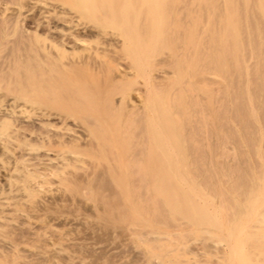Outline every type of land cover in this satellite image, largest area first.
Instances as JSON below:
<instances>
[{"label": "rangeland", "instance_id": "rangeland-1", "mask_svg": "<svg viewBox=\"0 0 264 264\" xmlns=\"http://www.w3.org/2000/svg\"><path fill=\"white\" fill-rule=\"evenodd\" d=\"M112 1L73 16L38 0H0V104L27 108L13 118L0 109V264H226L227 232L190 224L225 211L231 222L264 192V15L222 14L219 0L212 14L201 0H162L160 16L150 10L157 0ZM163 100L170 107L156 115L167 145L148 132L147 108ZM176 170L189 184L169 210L159 180ZM203 193L213 216L198 203Z\"/></svg>", "mask_w": 264, "mask_h": 264}, {"label": "bare ground", "instance_id": "bare-ground-1", "mask_svg": "<svg viewBox=\"0 0 264 264\" xmlns=\"http://www.w3.org/2000/svg\"><path fill=\"white\" fill-rule=\"evenodd\" d=\"M30 1V0H29ZM39 2H41V4L43 5V6H46V5H50V6H52V7H57V8H60V9H62V12L64 11V12H66V13H68V14H72L73 16H74V14H79V12L80 11H78L77 10V7H79L80 9H82L83 11H90V10H92L93 8H94V6L95 5H97L98 3H96L97 1H94V0H70L71 1V3H70V5H68L69 3H65V4H67V5H65V4H61V5H54V4H52V3H48V1H46V0H38ZM55 1V0H54ZM64 1V0H63ZM63 1H61L62 3H63ZM65 1H67V0H65ZM114 1H116V0H113L112 2L113 3H115ZM121 1V3L123 2L122 0H119V2ZM144 1V0H143ZM157 1H159L158 3H159V7L157 8V7H155V5L154 6H152L151 5V9L150 10H155V11H157V13L159 14V16H160V14H163V9H161V8H163L162 6L164 5V1H162V0H157ZM162 1V2H161ZM166 1V0H165ZM189 1H191L192 3L195 1H199V0H189ZM202 2H203V4H205V6H206V14H212V13H214V8H215V4H216V1L215 0H201ZM200 1V2H201ZM218 1V0H217ZM240 1H242V5L240 4V3H238V1L237 0H219V4L221 5L220 7H222L223 9H221L222 10V14H239V12L241 11V9L243 10V13L244 14H260V15H264V1L263 0H252V1H250V0H240ZM239 1V2H240ZM252 2L251 4H252V7H250L251 5L250 4H248V2ZM3 2V1H2ZM9 2V1H8ZM68 2V1H67ZM138 2H142V0L141 1H138ZM181 2V1H180ZM179 2V3H180ZM201 2V3H202ZM37 3V2H36ZM96 3V4H95ZM118 3V2H117ZM117 3H116V5H117ZM154 3H155V1H154ZM158 3H156V4H158ZM186 3V2H185ZM183 3L185 6H186V4L188 3ZM200 3V4H201ZM3 4V3H2ZM6 4V3H5ZM95 4V5H94ZM105 4H107V3H105ZM112 4V3H111ZM122 4H124V3H122ZM127 4H129V3H127ZM131 4V3H130ZM150 3H148L147 5H149ZM152 4V3H151ZM69 6V7H65V6ZM94 5V6H93ZM100 4H98V6H99ZM134 5V4H133ZM132 5V6H133ZM140 5H143V4H140ZM146 5V6H147ZM166 5V4H165ZM202 5V4H201ZM250 5V6H249ZM39 6V5H38ZM48 7V8H51V7ZM103 6V5H102ZM112 6V5H111ZM240 6H242V7H240ZM12 7V6H11ZM40 7V6H39ZM47 7V6H46ZM121 7V9L123 8V6H120ZM125 8H126V6H124ZM128 7V6H127ZM134 7V6H133ZM137 7V6H136ZM140 7H142V6H140ZM139 7V8H140ZM145 7V6H144ZM5 8H8L7 6L5 7ZM96 8H98V7H96ZM103 9H104V7H102ZM138 8V7H137ZM150 8V7H149ZM167 8V7H166ZM185 8V7H184ZM200 8V7H199ZM202 8V7H201ZM241 8V9H240ZM79 9V10H80ZM203 9V8H202ZM8 10V9H7ZM14 10V9H13ZM53 9L51 8V10L50 11H52ZM98 10H100V9H98ZM117 10V9H116ZM124 10V9H123ZM132 10V9H131ZM135 10V9H134ZM137 10V9H136ZM136 10L134 11V12H136ZM141 10H143V9H141ZM152 10V11H153ZM9 11H10V9H9ZM56 11V10H55ZM92 11H95V10H92ZM119 11V10H118ZM139 11V10H138ZM143 11H145V10H143ZM180 11V10H179ZM40 12H42V11H40ZM97 12V11H96ZM134 12H133V14H134ZM181 12V11H180ZM191 12V11H190ZM47 13H49V12H47ZM90 13V12H89ZM119 13H120V11H119ZM119 13H115V14H119ZM144 13V12H143ZM142 13V14H143ZM153 13V12H152ZM155 13V12H154ZM203 13V12H202ZM22 14V13H21ZM51 14V13H50ZM108 14V13H107ZM121 14V13H120ZM146 14V13H145ZM167 14V13H166ZM180 14H182V12L180 13ZM179 14V15H180ZM90 15V14H89ZM97 15V14H96ZM96 15H95V17H96ZM122 16H123V14H121ZM120 15V16H121ZM124 15H126V14H124ZM147 15H150V14H148L147 13ZM152 15V14H151ZM150 15V16H151ZM157 15V14H156ZM247 15V16H248ZM155 16V15H154ZM167 16V15H166ZM194 16V15H193ZM203 17H204V15H202ZM69 17V16H68ZM97 17H99V16H97ZM152 17V16H151ZM150 17V18H151ZM168 17V16H167ZM178 17H180V16H178ZM184 17H186L185 19H187V16H184ZM224 17V16H223ZM254 18H256L255 16H253ZM257 17H258V15H257ZM120 18V17H119ZM146 18V17H145ZM177 18V17H176ZM241 18V17H240ZM264 18V17H263ZM123 19H125V17L123 18ZM147 19V18H146ZM152 19V18H151ZM154 19V18H153ZM167 19V18H166ZM169 19V18H168ZM167 19V20H168ZM181 19V17L179 18V20ZM249 19V18H248ZM250 19H251V17H250ZM249 19V20H250ZM42 20V19H41ZM121 20V19H120ZM147 20H150V19H147ZM210 20V19H209ZM243 19H241V21H242ZM258 20V19H257ZM152 21V20H151ZM259 21H261V19L259 20ZM43 22V21H42ZM99 22V21H98ZM127 22V21H126ZM125 22V23H126ZM141 22V21H140ZM147 22V21H146ZM198 22H200V20L198 21ZM47 23H49V22H47ZM82 23V22H81ZM120 23H122V21L120 22ZM119 23V25H121ZM169 23V22H168ZM171 23V22H170ZM231 23V22H230ZM250 22L248 21V24H249ZM62 24V23H61ZM118 24V23H117ZM201 24V23H200ZM229 24V23H228ZM240 24H241V22H240ZM251 24V23H250ZM261 24V23H260ZM69 25V24H68ZM78 25V24H77ZM125 26H126V24H124ZM169 25V24H168ZM222 25H223V23H222ZM227 25V24H226ZM252 25V24H251ZM1 26V25H0ZM122 26V25H121ZM131 26V25H130ZM158 26H159V24H158ZM201 26V25H200ZM204 25H202V27H203ZM231 26V25H230ZM229 26V27H230ZM239 26V25H238ZM241 26H243V25H241ZM58 27V26H57ZM126 27H128V26H126ZM142 27V26H141ZM148 26H146L145 28H147ZM179 27V26H178ZM209 27H212V26H210V23H209ZM220 27V26H219ZM249 27V26H248ZM263 27V26H262ZM131 28H133L132 26H131ZM153 28H154V26H153ZM177 28V27H176ZM182 28V27H181ZM184 28V27H183ZM233 28V27H232ZM250 28H254V26L252 25V26H250ZM64 29V28H63ZM115 29V28H114ZM175 29V28H174ZM199 29V28H198ZM209 29V28H208ZM216 29V28H215ZM225 29V28H224ZM227 29H228V26H227ZM118 30V29H117ZM131 30V29H130ZM147 30V29H146ZM154 30V29H153ZM194 30V29H193ZM192 30V31H193ZM200 30V29H199ZM199 30H196V31H199ZM202 30V29H201ZM200 30V31H201ZM240 30H242V29H240ZM239 30V31H240ZM249 30V29H248ZM259 30V29H258ZM106 31V30H105ZM118 31H120V33L122 32V28H121V30L119 29ZM149 31H151V30H149ZM169 31V30H168ZM177 31V30H176ZM175 31V32H176ZM199 31V32H200ZM205 31V30H204ZM229 31H230V28H229ZM74 32V31H73ZM154 32V31H153ZM184 32V31H183ZM215 32V31H214ZM262 32H264V30L261 28V33ZM123 33V32H122ZM121 33V34H122ZM141 33V32H140ZM152 33V32H151ZM177 33H178V31H177ZM202 33V32H201ZM203 33H205V32H203ZM210 33V32H209ZM219 33H220V31H219ZM241 33V32H240ZM244 33H245V31H244ZM171 34V33H170ZM225 34H227V33H225ZM234 34V33H233ZM252 34V33H251ZM75 35V34H74ZM133 35V34H132ZM232 35V34H231ZM126 36V35H125ZM152 36V35H151ZM177 36H179V35H177ZM206 36H207V34H206ZM209 36V35H208ZM226 36V35H225ZM234 36H235V34H234ZM242 36H245V35H242ZM253 36H254V32H253ZM15 37V36H14ZM124 37V36H123ZM180 37V36H179ZM205 38V36H204V34L203 35H201V38ZM219 37H221V36H219ZM262 37H264V33H263V35H262ZM109 38V37H108ZM107 38V39H108ZM149 38V37H148ZM160 38V37H159ZM196 38V37H195ZM115 39V38H114ZM124 39H126V37L124 38ZM127 39H128V37H127ZM158 39V38H157ZM172 39V38H171ZM197 40H198V38H196ZM243 39H245V38H243ZM253 39H255V37H253ZM257 39V38H256ZM16 40V39H15ZM14 40V41H15ZM21 40V39H20ZM76 41H75V43H78V44H80L81 43V40L80 39H75ZM227 40V39H226ZM229 40V39H228ZM237 40V39H236ZM249 40V39H248ZM11 40H10V38H8L7 40H5V43H9ZM203 41L204 40H202V43H203ZM254 41V40H253ZM22 42V41H21ZM128 42V44H130L131 42L128 40L127 41ZM130 42V43H129ZM163 42H165V41H163ZM214 42H216V41H214ZM226 42V41H225ZM249 42H250V40H249ZM254 42H257V41H254ZM125 43V42H124ZM192 43V42H191ZM201 43V42H200ZM201 43V44H202ZM243 43H245V42H243ZM258 43V42H257ZM263 43H264V40H262V43H261V45H263ZM116 44V43H115ZM132 44V43H131ZM207 45V43H206V41L204 42V45ZM227 44L229 45V43L227 42ZM241 44V43H240ZM24 45H26V44H24ZM149 45V44H148ZM193 45V44H192ZM191 45V46H192ZM205 45V47H207ZM227 45V48L229 49V47H231V46H228ZM242 45V44H241ZM248 45V44H247ZM247 45H245V46H247ZM256 45V44H255ZM131 47H133L132 45H130ZM190 46V45H189ZM217 46V45H216ZM224 46H225V44H224ZM8 47V46H7ZM10 47V46H9ZM149 47H150V45H149ZM237 47V46H236ZM242 47V46H241ZM184 48V47H183ZM188 48V47H187ZM194 48V47H193ZM217 48V47H216ZM223 48H225V47H223ZM232 48V47H231ZM258 48V47H257ZM134 49V48H133ZM133 49H131L130 48V50H133ZM147 49V48H146ZM213 49V48H212ZM218 49V48H217ZM237 49V48H236ZM249 49H251V47L249 48ZM182 50V49H181ZM190 50V49H189ZM199 50V49H198ZM206 50H207V48H206ZM240 50V49H239ZM133 51H135V50H133ZM203 51H204V49H203ZM15 52V51H14ZM144 52V51H143ZM165 52V51H164ZM206 52H208V51H205V52H203V58H205V53ZM232 52H233V50H232ZM255 52H256V49H255ZM262 52V51H261ZM264 52V51H263ZM16 53V52H15ZM134 55H135V57H137L138 56V51L136 52L135 51V53L134 52H132ZM199 53H201V50H200V52ZM209 53V52H208ZM6 54V53H5ZM28 54V53H27ZM136 54H137V56H136ZM143 54V53H142ZM232 54V53H231ZM252 54V53H251ZM1 55V54H0ZM206 55H207V53H206ZM227 55V54H226ZM263 55H264V53H263ZM262 55V56H263ZM2 56V55H1ZM1 56H0V59H1ZM184 56H186L185 54H184ZM199 54H198V59L196 60V61H198L200 58H199ZM228 56H229V54H228ZM3 57V56H2ZM28 57V56H27ZM144 57V56H143ZM165 57V56H164ZM187 57V56H186ZM185 57V58H186ZM264 57V56H263ZM139 58V57H138ZM161 58V57H160ZM224 58V57H223ZM69 59V58H68ZM73 59V58H72ZM157 60V59H156ZM181 60V59H180ZM187 60V59H186ZM185 60V61H186ZM207 60V59H206ZM259 60V59H258ZM23 61V60H22ZM31 61V60H30ZM139 61V60H138ZM158 61V60H157ZM174 61V60H173ZM203 61H205V59H203ZM237 61H238V54H237ZM241 61V60H240ZM240 61H238V62H240ZM247 60L245 59V62H246ZM48 62V61H47ZM182 62V61H181ZM201 62V61H200ZM206 62H208V61H206ZM248 62H249V64L251 65L252 63H250V61L248 60ZM253 62V61H252ZM263 62V61H262ZM186 63V62H185ZM197 63V62H196ZM202 63V62H201ZM223 63V62H222ZM188 64V63H187ZM191 64V63H190ZM206 64V63H205ZM217 64V63H216ZM230 64V63H229ZM235 64H236V62H235ZM239 64V63H238ZM260 63H258V65H259ZM57 65V64H56ZM185 65V64H184ZM202 65V64H201ZM200 65V66H201ZM211 65V64H210ZM247 65V64H246ZM256 65V64H255ZM263 65V64H262ZM199 66V67H200ZM235 66V65H234ZM16 67V66H15ZM182 67V66H181ZM206 67V66H205ZM244 67H246V66H244ZM250 67V66H249ZM262 67V66H261ZM186 68V67H185ZM198 70H200L199 68H197ZM204 69H206V68H204ZM229 69V68H228ZM236 69V68H235ZM249 69V68H248ZM252 69H250V70H248V71H251ZM263 70V69H262ZM240 71V70H239ZM242 71V70H241ZM256 71V70H255ZM264 72V71H263ZM229 73V72H228ZM242 73V72H241ZM254 73V72H253ZM261 73V72H260ZM227 74V73H226ZM234 74V73H233ZM243 74V73H242ZM250 74H252V71H251V73ZM228 75V74H227ZM237 75V74H236ZM235 75V76H236ZM246 75H248V74H245V76ZM222 76V75H221ZM242 76V75H241ZM240 76V77H241ZM250 75H248V77H249ZM260 76V75H259ZM119 77V76H118ZM158 77V76H157ZM195 77V76H194ZM228 77V76H227ZM251 77H252V79L254 78V76H252L251 75ZM250 77V78H251ZM10 78H12V77H10ZM182 78V77H181ZM184 78V77H183ZM222 78H224V77H222ZM246 78V77H245ZM244 78V79H245ZM185 79V78H184ZM228 79V78H227ZM235 80V84H236V77L234 78ZM240 79H242V77L240 78ZM249 79V78H248ZM254 80V79H253ZM151 81V80H150ZM169 81V80H168ZM213 81V80H212ZM221 81V80H220ZM233 81V82H234ZM245 81H246V79H245ZM159 82V81H158ZM183 82V81H182ZM189 82V81H188ZM200 82V81H199ZM204 82V81H203ZM249 82L251 83V81H250V79H249ZM240 83H242L241 81H240ZM154 84V83H153ZM231 84V83H230ZM246 84H247V82H245V86H246ZM252 84V83H251ZM181 85V84H180ZM185 85V84H184ZM247 85H249V83L247 84ZM255 85V84H254ZM2 86V85H1ZM233 86V85H232ZM244 86V87H245ZM182 87V86H181ZM187 87H188V85H187ZM234 87H237V86H234ZM244 87H242V88H244ZM53 88V87H52ZM247 88H249V86H247ZM192 89H193V87H192ZM209 89V88H208ZM237 89V88H236ZM211 90V89H210ZM243 90V89H242ZM183 91L184 92H186V90H184V88H183ZM190 91V90H189ZM2 92V91H1ZM175 92V91H174ZM193 92V94H195L196 92H194V90L193 91H191V93ZM246 92L247 91H245V94H246ZM109 93V92H108ZM158 93V92H157ZM224 93V92H223ZM234 93H235V91H234ZM234 93H233V95H234ZM243 93V92H242ZM242 93H241V95H242ZM192 94V95H193ZM231 94V93H230ZM236 94V93H235ZM239 94V93H238ZM69 95V94H68ZM149 95V94H148ZM147 95V96H148ZM244 95V94H243ZM172 96H173V94H172ZM193 96H196V95H193ZM221 96V95H220ZM236 96V95H235ZM248 97V92H247V95H246V98ZM127 98V97H126ZM225 98V97H224ZM243 98H244V96H243ZM245 98V99H246ZM146 99V104H147V102L149 101H147V99L148 98H145ZM149 99H150V97H149ZM170 99V98H169ZM168 99V100H169ZM174 99V98H173ZM239 99V98H238ZM245 99H243V100H245ZM252 99V98H251ZM152 100V99H151ZM168 100H163V101H160L157 105H155V106H153V104L151 103V105L150 106H148V108H147V110L148 111H150L149 112V118H148V120H149V124H151L149 127H148V132H149V134L151 135V138H152V140H154V142L156 141L157 143L158 142H162V143H164V144H168V140H167V142H166V139L167 138H165V136L163 135V129L166 131H168L169 130V127L167 126V124H166V121L164 120L163 122H161L160 124L158 123V121H157V119H158V117H162V115H160L159 116V114L158 115H156V111L159 109V110H166V109H169V107H170V103H169V101ZM247 101H248V105H249V101H251V100H248V98L246 99ZM81 101V100H80ZM246 101V102H247ZM8 102V103H7ZM7 102H6V104L5 105H3V104H0V109L2 110V114H3V116L5 115L6 117H11L12 115H15V114H23L24 112H25V108H26V104L24 103V102H17L16 100L14 101H12V100H7ZM240 102V101H239ZM264 102V101H263ZM142 103V102H141ZM221 103V102H220ZM133 104V103H132ZM223 104V103H222ZM222 104H221V106H222ZM1 105H3V106H1ZM186 105H187V103H186ZM185 105V106H186ZM251 105V104H250ZM249 105V106H250ZM216 106H217V104H216ZM219 106V105H218ZM252 106V105H251ZM199 107V106H198ZM204 107V106H203ZM247 107V106H246ZM252 107H254V106H252ZM51 108V107H50ZM140 108V107H139ZM180 108V107H179ZM192 108V107H191ZM251 108V107H250ZM27 109V108H26ZM247 109V108H246ZM249 109V108H248ZM245 110V109H244ZM254 110V109H253ZM132 111H134V110H132ZM241 111V110H240ZM249 111V110H248ZM255 111V110H254ZM190 112V111H189ZM234 112V111H233ZM261 112V111H260ZM174 113H176V112H174ZM200 113V112H199ZM250 113V112H249ZM263 113V112H262ZM131 114V113H130ZM26 115V114H25ZM24 115V116H25ZM174 115V114H173ZM197 115H199L198 114V112H197ZM246 115V114H245ZM250 115H252V114H250ZM16 116H18V115H16ZM23 116V115H22ZM177 116V115H176ZM219 116V115H218ZM221 116V115H220ZM263 116V115H262ZM21 117V116H20ZM252 118H253V116H251ZM12 118H13V116H12ZM245 118V117H244ZM248 118V117H247ZM36 119V118H35ZM164 119V118H163ZM177 119V118H176ZM69 120H71V119H69ZM85 120V119H84ZM89 120V119H88ZM200 120V119H199ZM198 120V121H199ZM222 120V119H221ZM29 121V120H28ZM196 121V120H195ZM247 121H249V120H247ZM90 122V121H89ZM92 122V121H91ZM184 122V121H183ZM254 122V121H253ZM245 123V122H244ZM162 124H163V127H162ZM246 124V123H245ZM244 124V125H245ZM249 124V123H248ZM159 125H161V126H159ZM243 125V124H242ZM70 126V125H69ZM172 126H170V128H171ZM245 127V126H244ZM258 127H259V125H258ZM247 128V127H246ZM245 128V129H246ZM141 129V128H140ZM207 129V128H206ZM227 129H230V128H227ZM251 130H249V131H252V128H250ZM189 130V129H188ZM218 130V129H217ZM241 130V129H240ZM58 131V130H57ZM140 131V130H139ZM162 131V132H161ZM1 132V131H0ZM20 132V131H19ZM24 132V131H23ZM132 132V131H131ZM166 133V132H165ZM229 133V132H228ZM68 134V133H67ZM148 134V133H147ZM148 134V135H149ZM247 134V133H246ZM80 135V134H79ZM101 135V134H100ZM136 135V134H135ZM59 136V135H58ZM61 136V135H60ZM97 136V135H96ZM123 136V135H122ZM172 136V135H171ZM11 137V136H10ZM145 137V136H144ZM197 137V136H196ZM254 137V136H253ZM174 138V137H173ZM177 138V137H176ZM235 138V137H234ZM28 139V138H27ZM51 139V138H50ZM83 139V138H82ZM99 139V138H98ZM175 139V138H174ZM81 140V139H80ZM66 141V140H65ZM85 141H87V140H85ZM199 141V140H198ZM237 141V140H236ZM263 141V140H262ZM45 142V141H44ZM201 142V141H200ZM38 143V142H37ZM149 143V142H148ZM173 143V142H172ZM207 144V143H206ZM160 145V144H159ZM180 145V144H179ZM19 147V146H18ZM150 147V146H149ZM158 147V146H157ZM152 148V147H151ZM170 149V151H172V149L171 148H169ZM168 149V150H169ZM138 150V149H137ZM148 150H151V149H148L147 148V151ZM3 151V150H2ZM30 151V150H29ZM28 151V152H29ZM146 151V152H147ZM27 152V153H28ZM30 153H31V151H30ZM172 153V152H171ZM231 153V152H230ZM170 154V153H169ZM173 154V156H174V153H172ZM203 154V153H202ZM5 155V154H4ZM22 155V154H21ZM29 155V154H28ZM136 155V154H135ZM148 155H149V153H148ZM243 155V154H242ZM259 155V154H258ZM147 156V155H146ZM175 157V156H174ZM185 157V156H184ZM232 157H234L233 156V153H232V156H231V158ZM19 158V157H18ZM235 158V157H234ZM138 159V158H137ZM149 159V158H148ZM181 159V158H180ZM3 160V159H2ZM13 160V159H12ZM58 160V159H57ZM170 160V159H169ZM168 160V161H169ZM179 160V159H178ZM182 160V159H181ZM186 160V159H185ZM201 160V159H200ZM218 160V159H217ZM165 161V160H164ZM57 162V161H56ZM150 162V161H149ZM245 163V162H244ZM4 164V163H3ZM26 164V163H25ZM137 166V165H136ZM136 166L134 167V168H136ZM212 168V167H211ZM53 169V168H52ZM186 170V169H185ZM52 171V170H51ZM213 171V170H212ZM50 172V171H49ZM254 172V171H253ZM134 173H135V171H134ZM192 173V172H191ZM56 174V173H55ZM179 173H177V170H176V172H174V174L172 173V175H168V176H165L164 177V179L162 178L161 180H159V186H160V189L162 190V191H164L165 190V192H166V196H165V198L167 199V204H168V206H169V210H171L172 208V205H171V201L170 200H173L174 199V201H173V203L175 204V205H177L178 206V203H179V201H178V197H180V192L183 190L182 188L184 187L183 186V181L185 182H188L187 180H184V179H181V176L180 175H178ZM187 174V173H186ZM35 175H36V173H35ZM61 175V174H60ZM187 176L189 177V175L187 174ZM205 176V175H204ZM132 177V176H131ZM136 177V176H135ZM213 177V176H212ZM216 177V176H215ZM57 179V178H56ZM245 179V178H244ZM11 180H12V178H11ZM19 181L21 180V179H18ZM17 180V181H18ZM189 180V179H188ZM39 181V180H38ZM33 182V181H32ZM36 182V181H35ZM51 182V181H50ZM133 182V181H132ZM10 184H12V183H10ZM187 184V183H186ZM188 184H189V182H188ZM18 185V184H17ZM17 185H15L14 187H16ZM26 185V184H25ZM7 186V185H6ZM142 186V185H141ZM12 187V186H11ZM143 187V186H142ZM34 188V187H33ZM168 188H170L171 190L170 191H168L167 189ZM189 187H187L186 189H188ZM191 188V187H190ZM262 188V187H261ZM5 189V188H4ZM21 189V188H20ZM193 189V188H192ZM209 189V188H208ZM38 190V189H37ZM58 190V189H57ZM258 191H259V189H258ZM257 191V192H258ZM262 191H264V190H262ZM50 192V191H49ZM48 192V193H49ZM190 192L192 193L193 191H191L190 190ZM239 192V191H238ZM198 192H195L194 194L192 193V195H194V196H196V194H197ZM261 190L258 192V193H256V194H258L257 196H255L254 195V198L250 201V206H251V208H252V212L250 211V212H246L245 213V215H243V216H237L236 218L234 217V218H232V221L231 222H229V221H227L226 220V218H225V216L224 215H226V211L224 212V215L222 216V217H220V218H216L217 220L212 224V223H209V221L208 222H206V221H202V219H201V221H198V222H193V221H191V220H188V221H191V224H190V226H192L193 228H198V229H201L202 231H204L206 234H208L209 236H216V234L217 235H219V234H221L222 233V231H226L227 232V234H226V236L228 237L226 240L224 239V238H226V236H225V234L223 235V234H221V235H223L224 236V240H225V242H224V244H223V246H225L224 247V254H225V257H226V264H264V192H262L261 194ZM14 194V193H13ZM189 194V193H188ZM205 193H203V194H201V196L199 197V201H198V203H199V205H201V206H204L206 209H207V211H210L211 213H212V216L213 215H215L214 213H216V208H215V206L213 205L212 206V204L210 203L211 202V196L209 197L208 195H204ZM248 194H250V193H248ZM261 196H260V195ZM49 195V194H48ZM198 195V194H197ZM139 196V195H138ZM6 197V196H5ZM10 197V196H9ZM222 197V196H221ZM241 197H242V195H241ZM46 198V197H45ZM185 198V197H184ZM186 199V198H185ZM196 199H197V197H196ZM2 200H3V198H2ZM0 201H1V199H0ZM150 201V200H149ZM214 201V200H213ZM212 201V202H213ZM31 202V201H30ZM10 203V202H9ZM35 203V202H34ZM226 203V202H225ZM249 203V202H248ZM0 204H1V202H0ZM158 203L156 202V205H157ZM184 204H185V207L188 205V203H187V201L185 202V200H184ZM216 204H218V202L216 203ZM222 204V203H221ZM252 204V205H251ZM25 205H27V204H25ZM211 205V210L210 209H208L207 208V206H210ZM223 205V204H222ZM221 205V206H222ZM4 206V205H3ZM29 206V205H28ZM158 206V205H157ZM1 207V206H0ZM181 207V206H180ZM180 207H174V209H176V208H180ZM187 208V207H186ZM218 208H220V205H218ZM225 208V207H224ZM189 209V208H188ZM191 209V208H190ZM189 209V210H190ZM227 209V208H226ZM3 210V209H2ZM159 210V209H158ZM223 210V209H222ZM184 211V210H183ZM157 212V211H156ZM191 212H192V214L195 212L194 211V207L191 209ZM228 213V212H227ZM249 213H251V214H249ZM157 214V213H156ZM200 215V214H199ZM208 215H209V213H208ZM8 216V215H7ZM193 217H195V216H193ZM18 218V217H17ZM213 218V217H212ZM211 218V219H212ZM192 219V218H191ZM198 220V219H197ZM10 224V223H9ZM128 224V223H127ZM228 225L230 226V225H233V227L234 228H232L231 227V229L230 230H232V231H229V229H228ZM146 226V225H145ZM174 227V226H173ZM209 228V229H208ZM182 230V229H181ZM163 232V231H162ZM161 232V233H162ZM181 232V231H180ZM203 233V232H202ZM224 233V232H223ZM185 235V234H184ZM157 236V235H156ZM149 238H151L150 236H149ZM218 238V237H217ZM214 239V238H213ZM216 241H218V240H215V242ZM222 241V240H221ZM12 244V243H11ZM179 244V243H178ZM2 245V244H1ZM2 248V247H1ZM143 248V247H142ZM197 251V250H196ZM202 251V250H201ZM1 255V254H0ZM219 257V256H218ZM207 258V257H206ZM197 259V258H196ZM194 260V259H193ZM211 260V259H210Z\"/></svg>", "mask_w": 264, "mask_h": 264}]
</instances>
